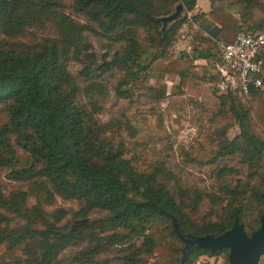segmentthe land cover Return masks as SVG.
<instances>
[{
	"label": "trees",
	"instance_id": "1",
	"mask_svg": "<svg viewBox=\"0 0 264 264\" xmlns=\"http://www.w3.org/2000/svg\"><path fill=\"white\" fill-rule=\"evenodd\" d=\"M207 1L208 12L188 17L197 0H0V264H63L65 252L72 264H108L113 253L116 264H194L221 253L228 264L226 249L184 258L172 217L194 236L220 235L236 219L248 236L259 228L264 87H251L244 106L236 86L220 88L221 59L212 49L215 40L264 30V2ZM179 4L183 14L163 29L161 18ZM183 25L197 45L176 56L170 49ZM110 71L119 74L117 99L145 89L155 100L166 95L164 85L149 83L155 71L177 76L180 86L201 72L221 91L217 114L238 129L231 139V124L217 129L203 164L230 157L245 177L228 180L239 170L224 166L215 185L200 189L165 158L140 163L128 122L98 119L107 96L100 78Z\"/></svg>",
	"mask_w": 264,
	"mask_h": 264
},
{
	"label": "rangeland",
	"instance_id": "2",
	"mask_svg": "<svg viewBox=\"0 0 264 264\" xmlns=\"http://www.w3.org/2000/svg\"><path fill=\"white\" fill-rule=\"evenodd\" d=\"M228 1L218 0L216 5L221 6ZM259 1L264 2V0ZM196 9L191 13L188 12L187 16L190 17L191 14L196 13L195 11L199 12L201 7L198 6ZM190 33L188 26L183 25L177 42L170 49L173 55L177 56L182 50L189 52L192 46L197 45V41ZM90 41L95 51L101 54L103 51L101 42L92 36ZM159 63L155 64V70ZM76 69L77 66L70 67L71 71ZM152 76L149 80L152 86L156 89H161L163 85L166 87V95L160 100L152 98L145 89L134 91L129 98L117 99L115 88L119 74L116 71L105 73L100 80L107 89V96L98 119L103 123L115 118L127 121L130 125L129 129L135 132L131 143L136 148L135 155L138 161L146 164L165 158L186 185L200 189L209 188L215 185L217 171L224 166L239 170L237 175L235 172L228 174V180L234 181L236 177L244 178L246 170L242 169L238 160L233 158L218 159L213 166L203 164L210 160L211 152L217 147L214 137L217 129L231 124L226 131L229 139L238 132L236 124H233L228 116L217 114L219 105L217 95L221 91L214 92L212 82L201 79V72L190 75L182 86L175 75H165L160 78L155 71ZM239 100L244 106H249L247 98H239ZM256 133L264 139V130L257 127ZM182 151L188 152L193 160L188 162ZM59 204L67 206L61 201ZM96 216L98 214H93L92 218ZM70 255L71 252L62 255L63 264H72L68 260ZM114 255V253L108 255L106 258L108 264H116ZM263 258L264 256L261 261ZM220 259L224 264V253L220 254ZM194 264H203V262H199L198 259Z\"/></svg>",
	"mask_w": 264,
	"mask_h": 264
},
{
	"label": "built area",
	"instance_id": "3",
	"mask_svg": "<svg viewBox=\"0 0 264 264\" xmlns=\"http://www.w3.org/2000/svg\"><path fill=\"white\" fill-rule=\"evenodd\" d=\"M212 53L221 59L217 65L220 88L236 86L239 98L244 99L251 87H264V30L240 32L229 43L215 40Z\"/></svg>",
	"mask_w": 264,
	"mask_h": 264
},
{
	"label": "water",
	"instance_id": "4",
	"mask_svg": "<svg viewBox=\"0 0 264 264\" xmlns=\"http://www.w3.org/2000/svg\"><path fill=\"white\" fill-rule=\"evenodd\" d=\"M182 10L183 7L179 4L172 14L162 17V28L164 29L167 25L178 20ZM172 225L175 233L184 243V258L195 249L209 251L226 249L228 264H260L261 258L264 256V214L260 217L259 228L249 236L245 233L237 219L231 228L217 236L184 234L173 217Z\"/></svg>",
	"mask_w": 264,
	"mask_h": 264
},
{
	"label": "crops",
	"instance_id": "5",
	"mask_svg": "<svg viewBox=\"0 0 264 264\" xmlns=\"http://www.w3.org/2000/svg\"><path fill=\"white\" fill-rule=\"evenodd\" d=\"M198 6L201 7V10L202 12H208L210 10V4L207 0H197V6L196 8H198ZM198 10V9H196ZM197 12V11H195ZM195 63H199V64H204L205 61L204 60H196ZM203 262V264H223L221 262V259H220V255L218 256H206V255H203L199 258V262Z\"/></svg>",
	"mask_w": 264,
	"mask_h": 264
}]
</instances>
